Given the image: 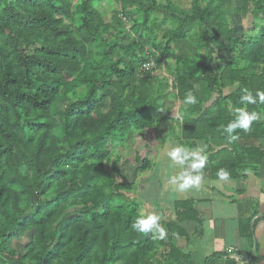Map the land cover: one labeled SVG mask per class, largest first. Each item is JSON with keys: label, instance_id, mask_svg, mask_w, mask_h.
I'll use <instances>...</instances> for the list:
<instances>
[{"label": "trees", "instance_id": "1", "mask_svg": "<svg viewBox=\"0 0 264 264\" xmlns=\"http://www.w3.org/2000/svg\"><path fill=\"white\" fill-rule=\"evenodd\" d=\"M99 1L0 0V264L173 261V247L158 250L153 233L132 228L139 203L128 199L131 183L112 179L120 158L109 148L130 131L144 137L165 98L152 71L171 59L182 105L165 134L206 146L209 179L221 169L226 180L255 173L263 158L252 143L264 138V0H190L187 10L115 0L123 16L114 24ZM249 13L262 23L238 37L234 26ZM189 92L195 104L184 103ZM246 92L254 102L241 101ZM243 112L258 119L225 132ZM136 161L139 173L148 168V159Z\"/></svg>", "mask_w": 264, "mask_h": 264}, {"label": "crops", "instance_id": "2", "mask_svg": "<svg viewBox=\"0 0 264 264\" xmlns=\"http://www.w3.org/2000/svg\"><path fill=\"white\" fill-rule=\"evenodd\" d=\"M252 145L263 158L255 173L236 179L205 177L209 163L201 143L163 145L159 163L133 176L130 196L141 215L157 216L165 229L163 238L153 230L156 247L176 251L161 264H264V138Z\"/></svg>", "mask_w": 264, "mask_h": 264}, {"label": "rangeland", "instance_id": "3", "mask_svg": "<svg viewBox=\"0 0 264 264\" xmlns=\"http://www.w3.org/2000/svg\"><path fill=\"white\" fill-rule=\"evenodd\" d=\"M78 0H71L75 4ZM165 3L166 0H159ZM173 5L180 9L187 10L189 8L190 0H169ZM98 11L102 14L103 19L106 23L114 24L115 15L123 16L121 13L120 3L115 0H100L96 5ZM130 13V12H129ZM131 21L136 19V14L132 11L130 13ZM229 19V18H228ZM231 20V18H230ZM235 18H232L230 26H234ZM262 22L259 19L253 18L251 13H249L245 18H243L239 24L234 26V33L238 37L242 36L243 32L247 34H252L253 24L260 25ZM132 23L125 21V29L129 31ZM169 28L168 25L161 27V29ZM154 36L155 41L159 40L160 32L155 31ZM128 38L132 39L133 35L128 34ZM145 44V43H144ZM153 50L152 44H146L145 51ZM177 51L173 52V55H177ZM150 67H153V63ZM174 62L171 59L169 63L165 66L163 64L153 70L151 74V81L153 83L162 82L165 83L164 99L161 101L160 111L153 114L152 120L149 126L144 130V137L141 138L139 132L130 131L126 139L122 143L116 142L115 144L109 145V148L113 154L119 155V162L116 170L111 173L112 179L116 182L121 183H131L133 181V174H138L137 167H139L136 158L139 157L140 160L148 159L149 166L154 165V163H159L157 161L158 156L163 157L164 153L161 150L163 145H180L177 143L173 137L169 134H165L172 130L175 131L177 128L176 121L180 118V107L181 103L177 100L175 90L172 88L170 72H173ZM63 106L59 105V109ZM176 133V132H175ZM156 160V161H155ZM149 171V170H148ZM146 172H144L145 174ZM132 195V191L130 193ZM129 196L128 199H131ZM29 238V234H26L21 241V246H23ZM11 247L16 251H20L23 254V250L18 248L17 243L12 242Z\"/></svg>", "mask_w": 264, "mask_h": 264}, {"label": "clouds", "instance_id": "4", "mask_svg": "<svg viewBox=\"0 0 264 264\" xmlns=\"http://www.w3.org/2000/svg\"><path fill=\"white\" fill-rule=\"evenodd\" d=\"M258 95L261 100H264V92L258 93ZM241 101L242 102L244 101L254 102V98L252 97L251 93L246 92L245 95L241 97ZM196 102H197L196 97L191 92H189L185 97L184 103L192 105V104H195ZM256 119H258V116L256 115V113L249 114L247 112H243L240 119L227 124L224 128V131L231 134L232 132L235 131L237 127H242L243 129L247 130L251 122ZM241 121L243 122L241 123ZM232 138L235 139V137H232ZM175 151L179 153V152H182L183 149H176ZM219 176H220V179L226 180L228 178V173L226 170L221 169L219 172ZM186 186H187L186 184L180 185L181 188L186 187ZM158 219L159 218L155 215H149L147 217L139 216L136 218V220L132 224V228L135 231H138L144 234L153 233V230H155V232L159 235V237L163 238L165 235V229L159 225Z\"/></svg>", "mask_w": 264, "mask_h": 264}]
</instances>
